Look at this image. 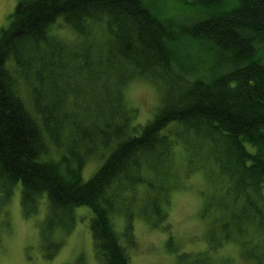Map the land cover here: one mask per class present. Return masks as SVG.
Instances as JSON below:
<instances>
[{
  "label": "trees",
  "instance_id": "obj_1",
  "mask_svg": "<svg viewBox=\"0 0 264 264\" xmlns=\"http://www.w3.org/2000/svg\"><path fill=\"white\" fill-rule=\"evenodd\" d=\"M178 2L184 11L160 16L145 0H19L1 29L0 195L6 201L18 188L28 215L48 206L45 256L62 241L54 232L71 230L76 208L87 206L97 259L132 264L130 203L138 186L151 195L152 177H176L171 160L179 143L211 163L221 191L215 205L232 213L221 219L223 230L231 223L264 229V0ZM61 20L83 40L97 27L107 34L97 54L92 46L78 55L79 69L67 67L74 64L61 59V41L51 33ZM84 69L87 80L78 78ZM132 74L162 91L144 124H132L124 102ZM95 153L104 161L86 179V159ZM162 183L155 200L166 197L169 184ZM116 212L124 214L123 230ZM177 259L210 264L190 251ZM251 259L264 264L261 253Z\"/></svg>",
  "mask_w": 264,
  "mask_h": 264
},
{
  "label": "rangeland",
  "instance_id": "obj_2",
  "mask_svg": "<svg viewBox=\"0 0 264 264\" xmlns=\"http://www.w3.org/2000/svg\"><path fill=\"white\" fill-rule=\"evenodd\" d=\"M18 1L0 0V31L8 25ZM145 1L151 3L153 12L160 16H171L184 8H181L178 0ZM101 31L104 30L97 27L93 35L83 40L73 26L61 20L51 33L61 41V59H70L74 65L67 67L76 70L79 69V66L75 67L80 60L78 55L82 51L89 47L94 51V46L97 54L98 48L104 45L107 34ZM67 70L71 73L70 69ZM88 74L89 70L84 69L79 75L82 77L78 78L87 80ZM22 87L23 96L28 98L29 90L24 85ZM122 92L125 105L132 115V124H144L162 103L161 88L147 77L130 75ZM69 98H76V93L71 92ZM207 153L208 150L204 152ZM107 155L104 153V157ZM102 158L96 153L89 154L83 170L86 179L104 161ZM171 162L175 164L176 177L168 174L163 178L154 176L151 179L155 185L151 195L159 191L156 186L162 185V182L169 184L166 197L159 194L156 200L151 195L145 198L142 196L145 194L143 187L138 186L140 196L130 203L135 214L133 226L137 240L136 245L130 247L132 264H175L178 254L183 251L207 258L210 264H253L255 260L251 258L254 254L264 256L261 246L264 229L258 231L248 227L241 231L235 223H231L226 231L223 230L221 219L228 216L232 220V213L228 214L215 205L221 191L210 169L211 163L200 152L190 153L183 143L176 145ZM148 173L154 175L156 170ZM177 180H180V185L176 184L178 188L171 190L173 181ZM21 200L18 188L6 201L0 195V264H102L95 254L90 229L92 213L87 206L76 208V222L71 230L54 232L53 236L62 241L56 243L59 248L55 255L47 257L45 253L48 248L41 242V229L48 216V206L41 203L39 212L28 215ZM157 200L162 205L159 208L167 213L165 218L159 219L155 212ZM115 218L118 227L123 230L124 214L116 212ZM214 244L217 247L214 248Z\"/></svg>",
  "mask_w": 264,
  "mask_h": 264
}]
</instances>
